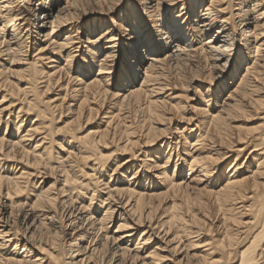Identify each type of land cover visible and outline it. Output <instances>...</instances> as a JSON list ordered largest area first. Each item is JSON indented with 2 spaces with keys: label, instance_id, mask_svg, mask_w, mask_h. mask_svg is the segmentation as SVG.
I'll return each mask as SVG.
<instances>
[{
  "label": "bare ground",
  "instance_id": "1",
  "mask_svg": "<svg viewBox=\"0 0 264 264\" xmlns=\"http://www.w3.org/2000/svg\"><path fill=\"white\" fill-rule=\"evenodd\" d=\"M0 264H264V0H0Z\"/></svg>",
  "mask_w": 264,
  "mask_h": 264
},
{
  "label": "rangeland",
  "instance_id": "2",
  "mask_svg": "<svg viewBox=\"0 0 264 264\" xmlns=\"http://www.w3.org/2000/svg\"><path fill=\"white\" fill-rule=\"evenodd\" d=\"M33 53H35L34 51H33V49L30 51V57L33 55ZM29 57V56H28ZM193 101V100H192ZM190 102V103H193V102Z\"/></svg>",
  "mask_w": 264,
  "mask_h": 264
}]
</instances>
